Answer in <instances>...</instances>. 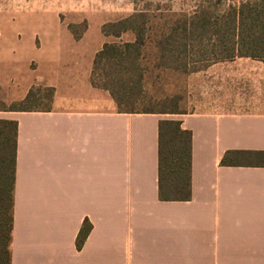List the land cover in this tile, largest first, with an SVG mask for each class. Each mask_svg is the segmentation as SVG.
Segmentation results:
<instances>
[{
	"label": "crops",
	"instance_id": "1",
	"mask_svg": "<svg viewBox=\"0 0 264 264\" xmlns=\"http://www.w3.org/2000/svg\"><path fill=\"white\" fill-rule=\"evenodd\" d=\"M134 12L132 0L0 8V66L26 86L22 99L35 86L53 89L46 109L0 110L17 123L11 264H264V167L220 165L227 151H264V114L180 115L192 133L191 199L160 201L165 119L119 113L92 86L93 59L114 40L102 27ZM93 22L100 36L87 56ZM242 60L260 63L228 62ZM85 219L92 230L77 250Z\"/></svg>",
	"mask_w": 264,
	"mask_h": 264
},
{
	"label": "trees",
	"instance_id": "2",
	"mask_svg": "<svg viewBox=\"0 0 264 264\" xmlns=\"http://www.w3.org/2000/svg\"><path fill=\"white\" fill-rule=\"evenodd\" d=\"M147 14L146 9L136 10L102 27V34L114 40L106 42L95 55L91 84L110 95L119 113L185 115V112L172 109L158 112L151 107L150 100L143 99L146 94L143 86L146 73L143 67L144 48L150 23L146 20ZM181 15L178 20L165 24L166 30L160 33L157 48L159 58L165 63L174 65L185 74L237 58L264 64V0L230 6L222 14L212 13L200 6L193 16ZM126 35H131V40L117 42ZM197 64L200 66L197 67ZM48 90L52 96L53 89ZM181 124L179 120H161L158 124L160 201L191 199L192 133L182 129ZM16 131L15 121L0 119V264H11L12 259ZM220 165L264 167V151H227ZM91 230L92 224L85 219L76 237L77 250L82 248Z\"/></svg>",
	"mask_w": 264,
	"mask_h": 264
},
{
	"label": "rangeland",
	"instance_id": "3",
	"mask_svg": "<svg viewBox=\"0 0 264 264\" xmlns=\"http://www.w3.org/2000/svg\"><path fill=\"white\" fill-rule=\"evenodd\" d=\"M132 1L136 10H148L146 20H150V23L146 32L144 48L143 67L146 73L143 86L146 94L143 99L150 100L154 110L159 112L172 109L185 112V115L264 114V64L262 62L244 60L235 63L228 62L215 66L210 65L211 67L199 72L185 74L174 65L162 61L157 48L160 33L166 30L168 24L178 20L182 16L181 14L193 16L200 6L212 13L222 14L230 6L238 7L244 2L257 0ZM19 3L20 0H0V8L11 9L13 6H19ZM61 19L71 20L69 17L65 19L63 16ZM86 26V23L79 25L73 28V32L81 35ZM99 34L95 22L90 24L82 44L87 56L98 47L96 44ZM129 40H131V35H126L117 42ZM196 66L198 67L200 64ZM1 71L5 73V78L0 84V110L46 109L49 107L51 96L47 87H33L28 92L27 100L24 101L25 99H22L21 96L27 88L26 86L22 87V84L17 80L18 75L11 72L12 66H0ZM181 117L171 114L162 115L165 120H179Z\"/></svg>",
	"mask_w": 264,
	"mask_h": 264
}]
</instances>
